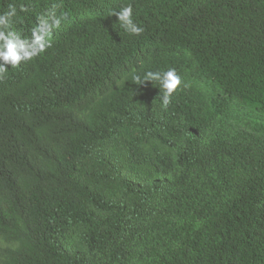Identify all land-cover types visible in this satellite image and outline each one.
Segmentation results:
<instances>
[{
	"label": "trees",
	"instance_id": "16d2710c",
	"mask_svg": "<svg viewBox=\"0 0 264 264\" xmlns=\"http://www.w3.org/2000/svg\"><path fill=\"white\" fill-rule=\"evenodd\" d=\"M9 5L69 19L0 79V264H264V0Z\"/></svg>",
	"mask_w": 264,
	"mask_h": 264
},
{
	"label": "clouds",
	"instance_id": "9594fccd",
	"mask_svg": "<svg viewBox=\"0 0 264 264\" xmlns=\"http://www.w3.org/2000/svg\"><path fill=\"white\" fill-rule=\"evenodd\" d=\"M19 11H27V8L20 6ZM118 18L120 26L130 35L140 36L145 28L138 24L133 18V6L123 5L120 9L113 10L111 16ZM17 16V7L9 5L8 10L0 14V79L5 78L9 65L11 68L20 66L23 61H30L44 54L52 47L51 37L55 29L69 19L67 12H57L53 9L48 13L38 16L35 27L31 32L21 34L12 30L13 18ZM133 81L142 85L145 82L157 83L162 92V107L167 108L172 102L173 94L189 85L177 73L175 68H168L163 71H146L143 76L134 75Z\"/></svg>",
	"mask_w": 264,
	"mask_h": 264
}]
</instances>
